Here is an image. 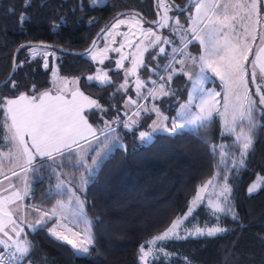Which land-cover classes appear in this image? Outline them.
Here are the masks:
<instances>
[{
    "label": "trees",
    "instance_id": "16d2710c",
    "mask_svg": "<svg viewBox=\"0 0 264 264\" xmlns=\"http://www.w3.org/2000/svg\"><path fill=\"white\" fill-rule=\"evenodd\" d=\"M172 1L179 6L186 3ZM258 8L262 21V0H258ZM192 10L193 1L185 13L174 10L173 14L186 21L185 16ZM123 11L139 12L147 20L156 19L153 0H0V82L9 75L13 54L20 45L44 43L59 49L39 47L57 55H49L46 65L42 58L28 54L36 47L20 50L12 78L0 87V105L8 99L36 97L50 90V74L56 61L59 75L76 80L79 91L98 106L85 112L95 129L101 132L104 121L114 117L120 122L106 147L109 153L94 167H84V162L88 166L94 162L98 147L84 158L78 152H66L33 165L29 203L49 211L57 201L69 197L67 190L59 193L53 188L57 175L65 179V173H70L68 185L82 203L90 225L91 245L85 255H78L46 227L27 230L29 251L23 264H142V247L185 214L199 188L212 179L226 180L230 187V212L217 219L222 231L163 241L150 264H264V185L247 194V187L257 174L264 175V107L254 100L250 120L244 123L250 148L242 164L234 169L221 166V149L243 157L240 146L233 135L223 133L218 116L194 128L157 133L141 145L135 133L122 125L125 95L119 86L124 76L113 70V61L104 65L110 83L101 86L88 81L95 65L86 58L87 54L75 56L60 51L86 49L97 32ZM193 51L198 52L195 47ZM150 55L152 52H147ZM146 61H150L148 57ZM182 82V77L174 80L167 101L183 99L177 89ZM260 83L264 87V78ZM186 94L184 90V99ZM161 110L174 114L163 105ZM4 121L1 106L0 135ZM77 162L81 166L77 167ZM209 216L212 217L211 213L202 205L194 212L191 223L203 226Z\"/></svg>",
    "mask_w": 264,
    "mask_h": 264
},
{
    "label": "rangeland",
    "instance_id": "374dc122",
    "mask_svg": "<svg viewBox=\"0 0 264 264\" xmlns=\"http://www.w3.org/2000/svg\"><path fill=\"white\" fill-rule=\"evenodd\" d=\"M192 1L193 10L185 16L186 21L174 16L175 9L167 0H158L161 22L154 29L133 15L116 20L86 56L95 65L88 81L101 86L110 83L104 65L113 61V70L122 72L124 76V82L119 86L125 95L121 108L122 125L135 133L141 145L148 143L157 133L194 128L218 116L223 133L233 135L240 146L243 157L237 156L238 153L229 155L221 149L224 152L221 166L234 169L242 164L250 148L251 140L244 123L250 120L254 100L264 107V87L260 83L264 76L259 74L251 60L261 42L262 21L258 0ZM191 46L198 52L195 53ZM147 52H152V55L147 56ZM28 54L32 58H42L45 65L49 55L57 57L55 53L39 47L31 49ZM159 74L162 76L157 79ZM50 76L53 89L66 92L77 87L76 80L59 75L56 61ZM177 77L183 78L177 88L183 99L167 101ZM184 90L187 91L185 99ZM173 103L177 105L173 107ZM94 104V108H98ZM162 105L173 110L174 114H165L161 110ZM1 106L3 109L4 104ZM119 124L115 117L104 121L99 138L79 150L84 158L98 147L94 162L90 166L84 162V167H94L109 153L106 147L110 145L113 129ZM15 144L10 145L8 139L0 135V176L23 166L22 150ZM76 166L81 164L77 162ZM32 168L16 172V178L22 180L25 172ZM64 176L65 179H62L57 175L53 191L62 193L67 190L70 196L57 201L50 212L40 213L31 208L26 213L30 225L28 229L46 227L53 237L68 243L76 254L85 255L91 245L90 225L84 216L81 201L72 194L73 190L68 185L72 178L70 173ZM263 185L264 175L257 174L247 187V194L257 192ZM229 200L230 187L226 180L212 179L201 186L190 200L185 214L177 217L166 231L142 247L141 263L150 264L160 252L158 245L163 241L220 233L222 229L217 219L226 211L230 212ZM202 205L212 217L209 216L207 224L199 226L191 223V218ZM27 222L26 226H29ZM21 233L24 234V230ZM6 245L24 254L15 243L7 242L3 247Z\"/></svg>",
    "mask_w": 264,
    "mask_h": 264
},
{
    "label": "crops",
    "instance_id": "0c3cea01",
    "mask_svg": "<svg viewBox=\"0 0 264 264\" xmlns=\"http://www.w3.org/2000/svg\"><path fill=\"white\" fill-rule=\"evenodd\" d=\"M262 2L261 42L251 60L259 74L264 76V0ZM52 89L36 97L22 95L8 99L3 107L2 136L10 145L15 142V146L21 148L25 161L18 170L0 176V249L5 243L12 242L24 251L25 256L29 251L25 234L27 230H33L28 229L26 213L31 208L40 213L50 212L54 206L43 211L30 204L31 170L25 172L22 180L16 178V172L27 171L43 159L79 152L100 136L85 116V112L95 107L93 101L85 98L76 86L66 92Z\"/></svg>",
    "mask_w": 264,
    "mask_h": 264
},
{
    "label": "water",
    "instance_id": "95a60500",
    "mask_svg": "<svg viewBox=\"0 0 264 264\" xmlns=\"http://www.w3.org/2000/svg\"><path fill=\"white\" fill-rule=\"evenodd\" d=\"M171 4V6L175 9V11L177 13H185L190 5L192 0H186V3L184 6H179V5H175L174 2L172 0H168ZM153 7L155 9V16L156 19L154 21L151 20H147L145 18H143V16L141 15V13L136 12V11H123L120 12L118 14H116L112 19L109 20V22L106 23V25L101 28L97 34L94 36V38L92 39L91 43L89 44V46L82 50V51H70V50H60L62 51L64 54H70V55H75V56H83L86 55L88 53L91 52V50L94 48L97 40L100 38V36L119 18L126 16V15H136L138 17H140L146 24H148L149 26H158L161 22V14H160V10H159V6H158V0H153ZM26 47H44V48H55L57 50H59L57 47L49 45V44H44V43H25L20 45L14 52L13 54V58H12V67H11V71L9 73V75L6 77L5 80H3L2 82H0V87H2L3 85H5L8 81H10V79L12 78L15 68H16V60H17V55L18 52Z\"/></svg>",
    "mask_w": 264,
    "mask_h": 264
},
{
    "label": "built area",
    "instance_id": "2783aa9c",
    "mask_svg": "<svg viewBox=\"0 0 264 264\" xmlns=\"http://www.w3.org/2000/svg\"><path fill=\"white\" fill-rule=\"evenodd\" d=\"M25 256L15 247L6 245L0 250V264H22Z\"/></svg>",
    "mask_w": 264,
    "mask_h": 264
},
{
    "label": "flooded vegetation",
    "instance_id": "af4514ba",
    "mask_svg": "<svg viewBox=\"0 0 264 264\" xmlns=\"http://www.w3.org/2000/svg\"><path fill=\"white\" fill-rule=\"evenodd\" d=\"M169 5L171 6V4L169 3ZM172 7V6H171ZM151 21H154V20H151Z\"/></svg>",
    "mask_w": 264,
    "mask_h": 264
}]
</instances>
